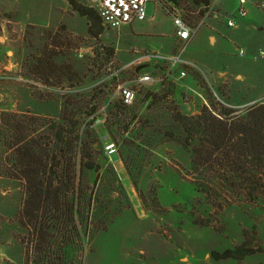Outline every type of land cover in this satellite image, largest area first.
Segmentation results:
<instances>
[{"label": "rangeland", "instance_id": "1", "mask_svg": "<svg viewBox=\"0 0 264 264\" xmlns=\"http://www.w3.org/2000/svg\"><path fill=\"white\" fill-rule=\"evenodd\" d=\"M246 1L247 16L240 18L239 0H217L223 11L219 20L206 18L186 46L182 60L196 65L200 73L178 80L181 69L176 67L175 82L141 89L135 104L125 108L108 102L118 83L134 79L133 73L120 69L134 58L135 50L169 56L184 47L174 38L173 18L165 8L151 2L147 20H135L118 31L105 29L97 41L89 36L87 21L62 0H0V25H5V32L0 26V37H8L7 45L0 47V106L14 102V110H22L28 108L29 97L47 112L30 119L10 112L13 108L0 112V264H27L28 259L36 264L37 246L46 250V245H38L40 240L58 239L56 232L64 228L65 220L43 214L44 206L39 214L48 224L43 237L39 225L35 231V224L21 218L26 190L14 143L24 135L48 149L50 166L51 126H67V115L77 122L79 142L59 161L65 168L77 165L79 210H87L91 199V232L74 252V264H264V254L240 262L211 257L245 240L264 249V193L253 192L237 177L251 179L252 169L236 174L222 153L207 164L192 166L193 156L180 144L165 143L152 133L150 126L158 123L149 117H159L161 108L197 117L204 108L221 105L242 115L264 103V9L259 7L264 0ZM82 2L91 5L90 0ZM165 2L180 8L192 23L208 10L218 15L211 2L209 9L191 0ZM229 20L237 28H229ZM20 26L24 33L13 31ZM106 48L113 49V55ZM220 74L225 76L223 84L215 81ZM148 92L168 97L148 112L142 103ZM20 122H26L22 125L28 131H18ZM85 143H95L91 152L99 169L82 174L78 164ZM110 143L116 145L114 155L105 150ZM75 220L82 231L80 220ZM56 223L58 230L53 229Z\"/></svg>", "mask_w": 264, "mask_h": 264}, {"label": "trees", "instance_id": "2", "mask_svg": "<svg viewBox=\"0 0 264 264\" xmlns=\"http://www.w3.org/2000/svg\"><path fill=\"white\" fill-rule=\"evenodd\" d=\"M62 1L68 3L76 14L87 21L89 36L99 41L105 32L99 14L82 0ZM191 1L197 6L204 5L206 9H209V0ZM105 50L108 55L114 53L113 49L106 48ZM168 93L173 94V92ZM166 97L168 96H154L148 92L144 95L142 103L147 104L149 112L153 106L161 107ZM68 112L71 113V111ZM160 112L159 117L149 114V117L155 120V124L158 123L157 126H150L152 133L165 143L180 144L193 156L192 166L202 165V162L207 164L213 160L216 154L222 153L224 159L228 161V166L234 167L236 174L240 172L247 174V168L250 167L254 173L252 178H241L238 175V179L253 192L264 193V103L251 106L242 115H237L239 110L223 105L214 110L204 108L197 117L184 116L178 109L172 112L161 108ZM68 116L64 118L68 123L67 126L58 128L51 126L54 133V147L52 148L53 158L50 166L48 149L37 147L30 138L24 135L14 143L15 146H18L16 159L26 190V200L20 214L21 218L27 219L30 225L35 224V231L37 226H40L38 232L40 238L46 235L43 231L48 225L47 221H40L41 215L39 214H41L43 206L47 208L43 214L53 213L54 220H65L64 228L56 232L59 235L58 239L40 240L38 243L40 246L46 245V250L37 246L36 252L39 255V261H35L36 264H74V252L78 251L80 241L83 242L91 232L90 212H88L91 207V199L87 202V210L84 206L80 210L78 208L79 195L75 191L77 165L72 166L70 163L65 165L67 166L65 168L59 161L60 156L64 157L65 154L74 152L75 145L79 142L76 132L77 122ZM24 123L26 122L16 125L18 131L22 132L23 128L27 127L22 125ZM87 138L85 137L86 141ZM194 143H196L195 147H193ZM94 144H84L85 148L82 150V158L78 164L82 174L86 171H98L99 169L95 165L94 155L91 152L92 149H95ZM195 157L197 160L194 159ZM68 169L69 171H67ZM198 187L202 193H208L205 187L200 185ZM75 217L80 220L82 231H78L79 227L76 226ZM57 224H54L53 229L58 230ZM257 254H264V249L254 248L249 241L245 240L241 245L234 246L233 249H228L223 253L213 252L211 257L218 262L228 260L240 262ZM27 264H29V259Z\"/></svg>", "mask_w": 264, "mask_h": 264}, {"label": "built area", "instance_id": "3", "mask_svg": "<svg viewBox=\"0 0 264 264\" xmlns=\"http://www.w3.org/2000/svg\"><path fill=\"white\" fill-rule=\"evenodd\" d=\"M90 2V8L99 14L104 28L116 31L125 27H131L135 20H147V6L149 3L154 2L160 7L165 8L167 13L173 18L176 29L174 38L177 42L184 45L178 54L169 56L160 55L158 52L152 50L141 52L135 50L134 58L120 69L123 72L133 73L134 79L129 82L118 83L114 87L108 104L116 102L125 108L133 106L137 101L141 89L154 84L161 85L165 82H175L173 78L174 68L176 67L181 69L178 80H184L189 76L190 72L195 71L200 73V68L183 61L181 55L186 46L205 24L204 20L211 17L212 12L210 10L204 14V17L200 21L192 23L190 17L184 14L180 8L173 6V4L166 5L165 0H90ZM246 3V0H239L240 9L238 17L240 18H246L247 16L248 12L245 10ZM259 7L264 9V3L259 5ZM196 15L199 16V12ZM228 27L235 28L236 22L229 20ZM238 53L241 57L244 54L242 49ZM260 55L264 58V52H261ZM142 65L150 66V70H144L138 74L137 69ZM186 106L189 108V103H186ZM207 109L211 110L209 107ZM105 150L109 155H114L117 152L114 143L106 145Z\"/></svg>", "mask_w": 264, "mask_h": 264}, {"label": "crops", "instance_id": "4", "mask_svg": "<svg viewBox=\"0 0 264 264\" xmlns=\"http://www.w3.org/2000/svg\"><path fill=\"white\" fill-rule=\"evenodd\" d=\"M210 1V0H209ZM211 2V8H214V9H216L217 11H218V15H211V17H210V19L211 20H219V15L221 14V12H223L222 11V7L221 6H219L218 5V3H216L217 2V0H211L210 1ZM2 4V2H0V5ZM4 10H8L9 9V7L8 6H3L2 7ZM11 12H13V11H11ZM18 23L19 22H17L16 24L18 25ZM1 26V29H2V32H5V25H0ZM19 26V25H18ZM235 28H237V26L235 27ZM17 29H15V27H13V31H15V32H17L18 33V31L20 32V33H24L25 32V29H24V26H20V28H19V30H17ZM12 31V32H13ZM213 31H215V29H213ZM24 36V35H23ZM8 39V37H6L5 35L3 36V37H0V47L2 48V47H4V46H6L7 44V40ZM211 41L213 42V43H215V38L214 37H212L211 38ZM148 51H151V50H148ZM154 51V50H153ZM9 55L10 54H12V52H9L8 53ZM17 66L19 65L18 63L16 64ZM13 65H12V63L11 62H9V64H8V67H12ZM16 66V67H17ZM8 67H6V69H9ZM223 78L225 79V76H224V74H220L218 77H217V79L215 80V81H217V80H219V83L220 84H223L224 82H223ZM231 99V98H230ZM26 100V99H25ZM26 103H28V108H24V107H22V108H19V109H22V110H14V108H16V105H14V102H11V104L12 105H8V106H0L1 108H0V112H9V110L8 109H10V108H13V111H10V112H12V113H16V114H18V116H27V117H29V119L30 118H32L34 115H36L37 113L38 114H42V115H45L47 112H44V111H46V109L44 110L42 107H40V106H37L38 104L36 103V102H34V101H32L29 97H28V99H27V102ZM25 109H27V110H29V111H26ZM10 110H12V109H10ZM44 110V111H43Z\"/></svg>", "mask_w": 264, "mask_h": 264}, {"label": "water", "instance_id": "5", "mask_svg": "<svg viewBox=\"0 0 264 264\" xmlns=\"http://www.w3.org/2000/svg\"><path fill=\"white\" fill-rule=\"evenodd\" d=\"M148 65H142L137 69V73L140 74L142 71L148 69Z\"/></svg>", "mask_w": 264, "mask_h": 264}]
</instances>
